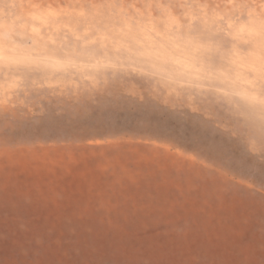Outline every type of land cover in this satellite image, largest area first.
I'll return each mask as SVG.
<instances>
[{
	"label": "rangeland",
	"instance_id": "374dc122",
	"mask_svg": "<svg viewBox=\"0 0 264 264\" xmlns=\"http://www.w3.org/2000/svg\"><path fill=\"white\" fill-rule=\"evenodd\" d=\"M44 148L64 150L62 160L86 149L100 163L118 152L117 160L132 164L124 156H154L156 177L140 173L146 185L165 176L179 189L190 173V190L208 191L195 200L235 199L234 215L263 238L255 206H264V0H0V264H116L131 256L157 264L141 257L156 250L160 264H191L175 257L196 256L195 264L230 257L264 264L263 250L241 255L235 245L226 254L221 238L183 256L169 250L189 222L179 214L168 224L164 211L165 223L149 222L135 213L139 201L114 207L104 222L89 216L126 226L116 245L97 236L84 243L78 216L88 215L74 214V200L50 202L52 172L20 165ZM87 169L60 183L68 197L85 195L76 179ZM51 170L60 177V168Z\"/></svg>",
	"mask_w": 264,
	"mask_h": 264
},
{
	"label": "bare ground",
	"instance_id": "6f19581e",
	"mask_svg": "<svg viewBox=\"0 0 264 264\" xmlns=\"http://www.w3.org/2000/svg\"><path fill=\"white\" fill-rule=\"evenodd\" d=\"M219 22L220 21H218V24ZM61 152L62 154H58V152H56L54 149L51 148H44L37 151L27 152L28 156L24 157L22 161H20V165L22 166L23 170L24 168L30 169L29 168L30 166L33 168L34 167L37 168V170L38 169L44 170L42 168L43 166L46 169L45 170L46 173L52 172L53 177L48 179L46 182L47 185L46 191L48 196H50V202L56 204L57 201H61V200H63L62 203L66 202L67 200L68 202L70 200H74V202L77 203V205L73 208L74 211L76 210L74 214L83 213L84 211L88 215V217L78 216L80 217V219L78 220L82 221L83 223L82 226H79V230H80L79 234H81V238L85 239L84 243L86 241L93 240L94 237L97 236L100 239L99 242H102L101 240L107 241L106 242L107 248L116 245L117 242L115 238H117L118 236L117 238L118 241L119 239H121L120 234L122 233V230L126 228V226L122 224H114L109 222L100 224L97 222H93V220L90 219L89 216L93 219L99 217L104 222L106 218L110 217L111 210L114 207L134 208L139 201L142 204L140 203L141 207L138 209L139 211L135 210V213L138 214V217H140V215H143L145 218L149 219L148 220L149 222L157 223L158 221H160L162 223H165L166 221H163L161 219L164 218L161 216V214H163V211L171 213L172 215V216L170 215V220L167 219L168 224L175 221L176 216H178L179 214L182 216V218L185 221L189 222L191 228H189V226L187 227L189 228L188 232L186 230L185 234L183 233V235L175 236L172 242H170L166 246V248H170L169 250L172 249L176 252H179L182 256L188 253L190 254V252H193V249L196 250L197 247L195 246V244H198L202 241L213 243L219 241L216 239H220V238L222 239V241H219V243H224L226 241V244L222 246L225 249L226 254L231 252L226 249L234 248L235 251V245L238 247V249L235 252H238L241 255L242 253L246 255L247 252L249 253L255 252L256 249L264 251L262 243H260L261 240L262 241L264 240V236L263 238L261 237L260 239H256L257 236L256 238H254V234L251 231L252 230L251 224H249V222H246V220L241 221L240 217L234 215L235 207L233 206L235 205L234 204L235 199H233L234 202L233 203L232 199L228 200L227 198H223L221 194L220 195L215 194V196L217 197H214V195L212 194L213 197L211 196L212 197L211 199L205 198L203 199V202L194 199L195 197L198 196L197 193H199L200 196H204L205 195L204 192L208 193V191L206 190V188H204V190L200 188H197L194 191L190 190L192 186L191 185L192 177L190 173H188L184 177L183 184L185 185L182 184V186L179 189H174L166 186L169 182L165 176H162V178L158 180L162 182L161 185L157 181H156V185H153V182H151L150 185L149 184L146 185L144 181L141 179L140 173L147 174L148 179L156 177L155 176L156 172L154 169L155 163H153L155 162L156 157L154 156L148 158L146 155H141L138 152L129 154L128 157L124 156V158H128V160L130 159L133 162L132 164L130 162H124L125 159H121L120 161L117 160L119 157L118 156L119 152H118L115 153L113 157L111 156L110 158L111 161L107 160L104 162L106 164H104V163H100L101 160L96 157H94L96 160L95 159L90 160V158H92V155H89L90 153H88V150L86 149H83L81 152L78 153L74 152L73 150L68 151V155H67L68 159L66 160H62V157L65 156L64 150H61ZM126 164L133 165L134 168H136V170H133V168L127 169L125 167ZM158 164L159 165L157 166V171L159 172L160 170H162L163 175L166 173V169H169V165H173V163L170 160L168 161V163L165 161V164L162 163L161 164L158 163ZM117 166H120L119 168V170L121 171L120 175L114 176V178L105 177L104 174H110L111 171L117 170ZM54 168L55 169L60 168L61 174H64L66 176L62 177L61 174L60 177L57 176L58 175V173H56L57 171L51 170ZM82 168H86V169L88 168L87 169L88 171L85 173L86 177H82L80 175L81 177L75 179L80 180L81 182L79 184L80 187L84 188L86 186V188L84 189H86L87 192L85 193V195L82 196L78 194L77 195L72 194L68 197V187L64 185L60 186V183L61 182L68 183V178H70V176L73 174V171L77 172L78 169H82ZM106 170H108V172H106ZM32 179L33 182L37 181L35 180V178ZM2 180L0 181L1 184L3 183ZM215 185L217 184L215 183ZM0 186H3V184ZM0 189H4V187L3 188L0 187ZM176 190L179 191L177 192ZM215 190H217L218 192L220 191V189H215ZM43 192L44 191H42V193ZM60 192H62V194H60ZM149 194H153V195L155 194V196H150ZM83 197H84V201L82 202L78 201ZM150 199L153 201L148 202ZM41 200L42 199L40 198V202ZM238 203H242L241 200L237 199L236 204ZM222 204L225 207H223ZM256 211L258 212L257 213L258 216L264 217L263 205L261 206L256 205L255 212ZM221 212L225 214L224 217L219 216ZM61 216H57L56 219H62L60 218ZM58 222L60 224L61 220H58ZM215 224L219 225L223 230V232L221 233L219 231L216 232L214 228ZM134 226L136 225L133 224L129 225V227L132 229L135 228ZM210 230L212 232H209ZM245 237L247 238L245 241L246 244L242 242V240ZM154 240L159 242L156 239ZM160 240L162 241V238ZM162 242L159 244L161 245ZM91 243H93V241ZM88 250L90 251V249ZM202 250L203 249L200 247V252ZM212 252H214L215 255L219 253L218 250H213ZM193 255H197V253ZM142 256L147 260L151 258L157 264H160V262L163 261L162 258L159 257V251L157 250L147 252L146 254L145 253L141 254V257ZM131 257H128V259L121 257L115 258L112 261L115 262L116 264H128V261H130L129 264H136V258L138 256H133L132 257L133 260H131ZM234 258L235 257L226 258L225 262L223 263L237 264L238 260L235 259L234 261ZM175 260L177 262L188 260L191 262V264H195V261L197 260V256L175 257ZM239 260L240 262H242L241 258H239Z\"/></svg>",
	"mask_w": 264,
	"mask_h": 264
}]
</instances>
